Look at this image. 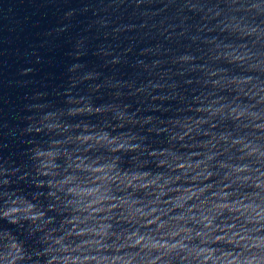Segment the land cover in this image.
<instances>
[{
	"label": "clouds",
	"instance_id": "clouds-1",
	"mask_svg": "<svg viewBox=\"0 0 264 264\" xmlns=\"http://www.w3.org/2000/svg\"><path fill=\"white\" fill-rule=\"evenodd\" d=\"M220 11L226 12L221 31L233 39L211 57L223 59L221 67L200 66L203 75L195 82L211 91L192 100L199 105L194 111L206 115L170 121L180 129L169 130L176 151L195 145L190 155L204 153L195 167L179 161L168 165L173 174L181 170L169 177L168 191L182 195L153 206L150 197L161 185L132 175L164 154L145 147L148 136L133 128L148 122L128 115L127 105L96 104L89 95L83 106L45 110L57 113L55 124L35 120L28 128L51 140L48 146L59 157V163H48L55 157L41 151L43 163L33 177H45L48 207L5 200L0 264H264V0H223ZM192 60L181 54L174 63ZM95 86L91 93L100 88ZM82 115L100 117L89 121L95 127L87 138L77 135L85 121L69 119ZM112 124L132 127L112 138L104 133ZM218 126L221 130L213 131ZM190 133L192 142L177 149L172 142H183ZM209 177L214 179L201 188ZM181 179L192 186H171ZM119 224L128 227H114Z\"/></svg>",
	"mask_w": 264,
	"mask_h": 264
},
{
	"label": "water",
	"instance_id": "water-1",
	"mask_svg": "<svg viewBox=\"0 0 264 264\" xmlns=\"http://www.w3.org/2000/svg\"><path fill=\"white\" fill-rule=\"evenodd\" d=\"M221 8L223 0H0V207L8 197L40 210L48 207L47 181L43 174L33 177L43 163L41 151L55 157L48 163H59V157L48 146L51 140L28 127L35 120L53 126L57 113L45 110L83 106L89 95L96 104L127 105L128 115L148 122L133 131L148 136L145 147L150 153L164 155L156 164L140 165L143 171L132 175L161 185L150 197L152 205L182 195L168 191L169 177L181 171L173 174L168 165L179 161L195 167L204 153L190 155L195 145L176 151L169 143V130L180 129L170 121L206 115L194 111L199 105L192 98L211 91L195 82L203 75L200 66L221 67L225 61L211 57L223 52L233 39L221 31L219 21L226 15ZM216 11L220 15L214 17ZM181 54H190L193 60L174 63ZM96 84L100 88L91 93ZM74 110L78 113L79 107ZM69 119L85 121L79 124L77 135L87 138L93 135L89 129L95 127L89 121L100 117ZM128 127L132 126L112 124L104 127V133L117 138ZM200 127L203 130L208 125ZM220 130L219 126L213 129ZM191 136L172 143L179 149L180 143L192 142ZM207 140H212V134ZM171 186L189 188L192 182L181 179ZM4 223L0 219V228Z\"/></svg>",
	"mask_w": 264,
	"mask_h": 264
}]
</instances>
